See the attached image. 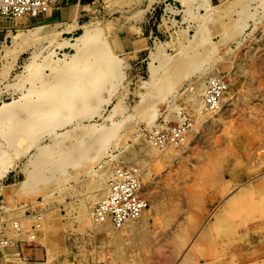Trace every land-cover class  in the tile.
<instances>
[{"label": "rangeland", "instance_id": "obj_1", "mask_svg": "<svg viewBox=\"0 0 264 264\" xmlns=\"http://www.w3.org/2000/svg\"><path fill=\"white\" fill-rule=\"evenodd\" d=\"M51 8L50 17L0 15V106L25 96L31 101L43 98L39 91L63 84L61 67L68 63L73 73L81 72L76 94L90 87L99 90L94 96L83 95V106L73 111L76 117L56 130L40 132L31 147L27 140L10 146L0 134L5 152L0 165L8 163L0 176V203L5 206L1 215L10 221L20 218L22 225L21 233L10 232L14 244L0 264L33 262L19 256L16 245L27 247L37 212L42 214L41 226L37 242L30 245L41 248L48 264H108L105 259L116 254L112 248L126 249L133 264H139L141 254L158 249L159 233L172 229L180 232L177 238L185 250L230 192L264 179V0H95L85 6L79 0H56ZM45 22L57 37L24 40L29 30ZM88 24L99 35L89 50L95 55L74 61L77 49L65 41H74ZM34 56L42 64L51 60V65L31 76L35 69L28 65ZM100 67L104 69L98 80L92 81ZM216 76L229 83L222 111L200 116L189 92L204 88ZM155 80L160 82L152 85ZM198 96L202 100L203 94ZM154 105L160 113L150 122ZM19 106L14 112H24ZM181 108L194 128L178 145L155 146L151 131L174 126ZM64 111L60 119L67 118ZM5 123L4 131L18 126ZM118 123L121 129L112 132ZM50 148L49 161L54 158L56 163L66 155L68 164L56 169L49 163L39 193L22 195L19 183L35 169L34 160L47 158ZM118 167L138 170L150 209L144 213L150 220L126 238L117 235L128 223L116 229L100 226L81 211L85 205L93 211ZM45 193L50 196L45 198ZM245 199L244 205L232 206L226 218L212 219L215 229L197 243L199 264H264V185Z\"/></svg>", "mask_w": 264, "mask_h": 264}, {"label": "bare ground", "instance_id": "obj_2", "mask_svg": "<svg viewBox=\"0 0 264 264\" xmlns=\"http://www.w3.org/2000/svg\"><path fill=\"white\" fill-rule=\"evenodd\" d=\"M235 1V0H234ZM243 1V0H242ZM239 2L241 1H238L237 4H239ZM233 3V2H232ZM241 4V3H240ZM207 5V4H206ZM233 5V4H232ZM233 7V6H232ZM260 7V6H259ZM235 7H233L234 9ZM51 9H49V11L46 13L47 15H49V17L51 16L52 12H51ZM227 9H230V8H227ZM229 11V10H228ZM235 11V10H234ZM230 12H233L232 9H230ZM4 16V15H3ZM226 18H227V15L225 14ZM6 17V16H5ZM48 17V16H47ZM232 17V16H231ZM208 21V20H207ZM234 22V20H232ZM32 22V21H31ZM264 22V21H263ZM92 26L91 24H88V25H85V31L83 34H81L80 36L76 37L74 41H65L67 42L68 44H70L71 46H74L76 49H77V53L75 55V58H74V61L77 60H81V59H85L87 56V53H89V50L91 48V45L92 43L98 39L99 35L96 33V29L93 30L90 26ZM231 25H233L231 23ZM230 25V27H231ZM33 26V25H32ZM35 26V25H34ZM77 26V25H75ZM234 26V25H233ZM233 26L229 29H232ZM237 26V25H235ZM49 27H50V22H45V23H41V24H38L36 25L34 28H32L31 30H29V32H27L24 36V40L25 41H29V40H34L35 38H39V37H42V36H50V35H53L54 37H57V31L56 33L53 32V34H50V31H49ZM94 27V26H93ZM29 28V27H28ZM96 28V27H95ZM227 28V27H226ZM9 29V28H7ZM50 29H52V27H50ZM229 29H226V30H229ZM241 29V28H240ZM10 30V29H9ZM15 30V29H14ZM28 30V29H27ZM18 31V29H17ZM98 31V30H97ZM199 31V30H198ZM2 32V31H1ZM0 32V33H1ZM236 30L232 31L231 35H234L233 33H235ZM14 33V32H13ZM24 33V32H23ZM60 33V31H59ZM11 34V32H10ZM9 35V33H8ZM8 35H5L8 36ZM12 35V34H11ZM21 36V35H20ZM42 37V38H44ZM52 37V36H51ZM48 38V37H46ZM20 39V38H19ZM41 39V38H40ZM57 39V38H56ZM207 39V37H206ZM23 40V41H24ZM17 41V40H16ZM37 41V40H36ZM35 41V42H36ZM39 41V40H38ZM202 41V40H201ZM15 42V41H14ZM32 42V41H31ZM203 42V41H202ZM28 45L29 42H27ZM204 44V43H203ZM27 45V44H26ZM198 46V45H197ZM200 46H206L205 45H200ZM93 55H95L94 52H91ZM89 53V55L91 54ZM15 55V54H14ZM262 56V55H261ZM16 57V56H15ZM179 58V57H178ZM186 58V56H185ZM36 59H37V56H34V60L28 65V68L32 67L33 69H35V71L31 72V76L34 75V73H38L40 72L45 66H50L51 63L49 60L46 64H42V63H39V62H36ZM177 59V57H176ZM188 59V58H187ZM175 61V59H173ZM172 60V61H173ZM162 62V60H161ZM179 60L177 61V64H178ZM187 62V60H186ZM185 62V64H186ZM172 63V62H171ZM169 63V64H171ZM168 64V65H169ZM180 64V63H179ZM178 64V65H179ZM167 65V66H168ZM172 65V64H171ZM108 66V68H111L112 67V63H108V65L106 64V67ZM180 66H183V63L182 65ZM179 66V67H180ZM35 67V68H34ZM75 68L73 65H71V63H68V66H64V68L61 67V77L62 78V81H63V84L55 89H52L51 88H48V89H45L42 91H39V93H42V94H45V95H42L43 98H40L39 100H33L31 101V96L29 98H27L28 96H25L23 99L21 100H16L13 101V102H4L1 106H0V134H2L3 138L7 141V143L10 145V146H16L18 145L20 142H23L25 140L28 141L29 143V147H31L35 142L36 140L39 138V133L42 132L43 130L44 131H53V130H56V128L58 126H62V125H66L67 123H69V119L72 118L74 119L73 117L75 116L76 117V114L74 113L73 114V111H75L74 109H77V107H80V106H83L81 104H84L82 103L83 99H82V96L83 95H92L94 96L95 94L94 93H97V91L99 89H96V88H93V87H90L88 88L87 90L85 89V92L83 94H76L75 91H78V89H81V81H78L80 79H78L81 75V72H77L76 73H73ZM85 69V68H84ZM94 69V68H93ZM104 69V67H100L99 68V71L97 72V74L94 75L95 78L92 79V81H95V80H98L97 76L100 74V72ZM179 69V68H178ZM191 69V67H190ZM205 69V67H204ZM65 70V72H64ZM161 70V69H160ZM200 70V69H199ZM198 70V71H199ZM203 71V69H201ZM155 74L157 75L158 72V69L156 68L154 70ZM196 71V70H195ZM201 72V71H200ZM196 73L198 74V72L196 71ZM169 74V73H168ZM192 74V73H191ZM208 74V73H207ZM167 75V74H165ZM55 77V76H54ZM58 77V78H59ZM192 77V76H191ZM81 78V77H80ZM166 78V76H165ZM205 78V77H204ZM58 80V79H57ZM107 80H109V78H107ZM165 80V79H164ZM200 80V79H199ZM198 80V81H199ZM203 80V79H202ZM228 80V79H227ZM61 81V82H62ZM106 81V80H105ZM159 81V80H158ZM157 80H155V82L152 83L155 84L156 82L159 83ZM229 81V80H228ZM60 82V83H61ZM69 82H71L70 84H68ZM108 82V81H107ZM195 82V81H194ZM56 83H58L56 81ZM162 83V82H161ZM164 83V82H163ZM162 83V84H163ZM203 83V82H202ZM166 84V83H165ZM197 84V83H196ZM229 84V83H228ZM227 84V85H228ZM157 85V84H156ZM161 85V84H160ZM191 85V84H190ZM202 85V84H201ZM155 86V85H154ZM107 87V86H106ZM162 87V86H161ZM193 87V86H192ZM196 87V86H195ZM205 87L206 85L204 86H201L200 88H198L197 90H195V92H193L192 94H190L189 92V95H191V98L193 99L194 98V105H192V107L194 106L195 109L197 110L198 114L200 116H203V114H205L207 116V114H213L216 112H221L222 111V104H220V108L216 111H211V110H208L206 109L205 107V103H204V99H203V96H201L202 94H204L205 92ZM87 88V87H86ZM98 88V87H97ZM157 88V87H156ZM149 89V88H148ZM84 90V89H83ZM103 90V89H102ZM153 90V89H152ZM156 90V89H155ZM154 90V91H155ZM159 90V89H157ZM161 90V89H160ZM165 91V90H164ZM166 92V91H165ZM34 93V92H33ZM39 93H36V94H39ZM92 93V94H91ZM164 93V92H163ZM162 93V94H163ZM94 94V95H93ZM167 93H165V96H166ZM30 95V94H29ZM32 95V94H31ZM188 95V96H189ZM197 95H200L202 97V100L200 98H197L196 96ZM33 96V95H32ZM89 96V97H90ZM165 96L163 95V97L161 98V100H164ZM198 96V97H200ZM88 97V98H89ZM196 97V98H195ZM38 98V97H37ZM36 98V99H37ZM84 98V97H83ZM92 98V97H91ZM87 100V99H86ZM142 100V99H141ZM230 100V99H228ZM223 101V100H222ZM221 101V102H222ZM89 102V101H88ZM190 102V100H189ZM141 103V102H139ZM192 103V102H191ZM15 105H20L22 108H24V112H21V113H16L14 112L16 108L13 109V107ZM140 105V104H139ZM19 106V108H20ZM137 107V106H136ZM80 109V108H79ZM85 109V108H83ZM194 109V108H193ZM250 109V108H249ZM65 110V111H64ZM66 112L67 113L65 114L67 116V118L65 116H63L62 119H60L59 117L61 116V113L62 112ZM77 111V110H76ZM80 111V110H79ZM219 112V113H220ZM158 113H160L159 109L157 107H153L152 109V113H151V118H150V122H152L156 116L158 115ZM198 115V116H199ZM211 116V115H210ZM205 117V116H204ZM208 117V116H207ZM5 118V119H4ZM216 118V117H215ZM249 118V117H248ZM7 119V120H6ZM71 119V120H72ZM146 119V118H145ZM148 119V117H147ZM198 119V118H196ZM204 120V119H203ZM5 121L7 123H9L10 125H15V124H18L17 128L16 129H12L9 128V130H6L4 131V125L6 124ZM155 122V121H154ZM199 122V121H198ZM159 124V123H157ZM116 125V126H115ZM112 129V132H116L117 129H121L119 128V123L118 124H115ZM124 126V125H123ZM193 127V126H191ZM194 128V127H193ZM16 130V131H14ZM191 130V129H190ZM102 132V131H101ZM111 132V131H110ZM86 133V132H85ZM100 133V132H99ZM119 134V133H118ZM190 134V133H189ZM84 135V134H83ZM141 135V134H140ZM187 135V134H186ZM119 136V135H118ZM189 136V135H188ZM82 137V136H81ZM2 138V139H3ZM116 138V137H115ZM139 139V137H138ZM89 141V140H88ZM142 141V140H141ZM150 141V140H149ZM80 142V141H79ZM1 143V142H0ZM58 143V142H57ZM57 143L55 142V144L57 145ZM149 143V142H148ZM147 143V144H148ZM185 143V142H184ZM24 144V142H23ZM151 144V143H150ZM155 144V143H154ZM177 144V143H176ZM22 145V144H21ZM97 145L96 144V148H97ZM178 145V144H177ZM55 146V145H54ZM58 146V145H57ZM86 146V145H85ZM88 146V145H87ZM156 146V145H155ZM27 147V148H29ZM152 147V146H151ZM15 148V147H14ZM27 148H24L27 149ZM153 150L155 147H152ZM151 148V149H152ZM52 148L49 149V151H47V158L43 159V160H40V161H33V164L35 166V169L34 170H31V171H28V174L26 176V178L21 181V183H19V191L21 192L22 195H28L30 193H36L38 192L39 190H41V187L39 185L40 183V180L41 178L43 177L44 175V171L46 170V168L48 167L49 163H53V166L54 168L56 169H64L66 167V165L68 164V161H67V156L66 155H62L60 161L56 162L54 161V158L53 160H50L48 159V157L50 158L52 152L50 151ZM158 150V148H156ZM155 149V150H156ZM173 149V148H172ZM40 150V149H39ZM41 150L45 151L47 150V146L46 147H41ZM78 152V151H77ZM91 152V151H90ZM149 152V151H148ZM152 152V151H151ZM39 153V151H38ZM56 152H54L53 154H55ZM96 153V152H95ZM3 154L5 155V152L3 151L2 148H0V157L3 156ZM18 154V153H16ZM69 155V154H68ZM92 155V153L90 154V156ZM59 156V155H58ZM90 162V160H89ZM82 163V162H81ZM91 163V162H90ZM69 164H73V163H69ZM84 164V163H82ZM81 164V166H82ZM109 165V164H107ZM106 165V166H107ZM105 166V167H106ZM76 167V166H75ZM73 167V169L75 168ZM111 167V165H110ZM68 168V167H67ZM130 168V167H129ZM132 168V167H131ZM8 170V163H2L0 165V176L3 174V173H6ZM96 171V170H95ZM136 171V170H135ZM138 172V170H137ZM67 173H68V170H67ZM72 173V172H71ZM258 173V172H256ZM263 173V172H262ZM259 174V173H258ZM62 175V174H60ZM110 175V174H109ZM261 175V174H259ZM52 176V175H51ZM68 176V175H67ZM258 178V176H256ZM109 178V177H108ZM145 178V177H144ZM254 179V178H253ZM252 179V180H253ZM102 180V179H101ZM251 180V179H250ZM254 182V181H253ZM18 184V183H17ZM41 184V183H40ZM264 185V179L258 181V182H254L252 184H249L247 186H244V184L242 186H240L238 189H236L235 191L233 192H230L229 195H227L223 200L222 202L217 206L215 207V209H213L208 217L206 218V220L204 221V223L201 225L200 229L198 230V233L196 234V237H194L191 242H190V246L191 243L193 244H196L197 240L199 237H202V235L204 234H207L208 232H211L213 229H215L216 227V224H215V221H212V219L215 217L222 219V216L224 218H226L228 215V210H230V208H232V206H239L240 204L244 205V202H246V197L248 195H250V193L252 192H255L256 189H258L259 187L263 186ZM43 186V185H42ZM16 187V186H15ZM18 187V186H17ZM98 188V187H97ZM98 190V189H97ZM97 190H95L94 192H96ZM103 190V189H102ZM106 190H107V187H106ZM3 192V191H2ZM1 192V193H2ZM39 193V192H38ZM41 193V191H40ZM97 193V192H96ZM52 194V193H51ZM7 196V195H6ZM50 196V194L48 193H45L44 194V197L45 198H48ZM94 197V196H93ZM95 198V197H94ZM259 199V198H258ZM97 200H99L97 198ZM90 201V200H89ZM88 201V202H89ZM96 201V200H95ZM94 202V201H93ZM95 205V204H94ZM234 208V207H233ZM150 209H146L144 211V213L147 211V214H148V211ZM82 214L84 215L85 218H89V220H93L94 222V219H93V211H90V208L85 205L83 206L82 208ZM246 212V211H245ZM90 214H91V218H90ZM147 214H144L139 220L131 223L132 221L128 222V226L127 227H130L132 226V228H136V229H140V225L143 223L144 224V221H147L148 219V215ZM227 216H226V215ZM49 218V217H48ZM54 218V217H52ZM214 218V219H215ZM216 218V221L218 220ZM224 218H223V221H224ZM212 221V223H211ZM220 221V220H219ZM95 223V222H94ZM130 223V224H129ZM217 223V222H216ZM93 224V223H92ZM98 225V223H95ZM105 224H111L110 222H107V223H104ZM127 224V223H126ZM125 224V226H126ZM219 224H222V222H220ZM112 225V224H111ZM41 226V225H40ZM44 226V225H43ZM101 226V224H100ZM219 226V225H218ZM45 227V226H44ZM112 228V227H111ZM116 229V227H115ZM126 229V228H125ZM121 230V229H120ZM123 232V231H121ZM14 242V241H13ZM190 246L186 247V249L183 251V256L186 257V255H188V251L190 249ZM182 255V254H181ZM182 256V258H183ZM3 258V257H1ZM180 259V258H179ZM190 259V258H189ZM106 260V259H105ZM157 260L159 261V259L157 258ZM145 262V261H144ZM180 262V261H178ZM186 263H187V260H186Z\"/></svg>", "mask_w": 264, "mask_h": 264}, {"label": "built area", "instance_id": "obj_3", "mask_svg": "<svg viewBox=\"0 0 264 264\" xmlns=\"http://www.w3.org/2000/svg\"><path fill=\"white\" fill-rule=\"evenodd\" d=\"M56 0H0V15L37 17L46 14ZM227 89V81L223 76L210 79L205 87L203 99L208 110L216 111L220 108L223 94ZM179 121L174 126L162 127L151 131L155 145L167 148L179 143L185 138L192 126V118L184 109L179 110ZM148 207L141 179L138 173L127 167H118L110 175L105 195L93 208L95 223L110 222L114 227L121 228L131 220L142 217ZM5 206L0 203V258L13 243L10 232L21 233L20 218L7 220L1 214ZM42 214L35 213V222L30 230V241L27 247L37 242V231L40 228ZM32 244V245H30ZM16 245V244H15ZM17 254L25 256L22 244L17 245Z\"/></svg>", "mask_w": 264, "mask_h": 264}, {"label": "crops", "instance_id": "obj_4", "mask_svg": "<svg viewBox=\"0 0 264 264\" xmlns=\"http://www.w3.org/2000/svg\"><path fill=\"white\" fill-rule=\"evenodd\" d=\"M95 0H79L80 5H91V2H94ZM150 220V217L149 219ZM146 221H144L145 223ZM126 228V229H125ZM123 230V233L121 235H117L118 237L126 238L127 236L135 235L137 234L140 229H134L132 226L125 227ZM198 233V232H197ZM180 234V232L176 229L172 230H164L159 233V244L158 249L151 254H141L139 257V264H199V259L197 258V249L199 248V243L202 241L208 234L205 236L199 237L196 244L191 243L188 246H190L188 255L183 256V243L179 241L177 238V235ZM187 246V247H188ZM156 249V248H155ZM23 253L28 258H33V262H29L30 264H48V260L44 259V254L39 247H24L22 246ZM115 251L116 254L111 255V257L106 259L108 261V264H133L132 262V256L130 255L129 251H126V249H119V251H116L115 248L111 249V252ZM181 251V253H180ZM182 254V255H181ZM183 256V258H182ZM159 259V261L157 260ZM180 258V259H179ZM190 258V259H189ZM119 260H121V263H119ZM187 260V263H186ZM145 261V262H144ZM180 261V262H178ZM206 261L201 260V264H204Z\"/></svg>", "mask_w": 264, "mask_h": 264}]
</instances>
